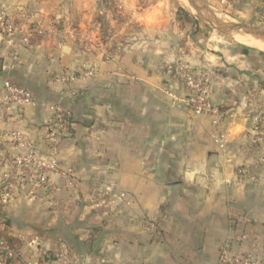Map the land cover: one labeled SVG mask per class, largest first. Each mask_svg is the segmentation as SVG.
I'll list each match as a JSON object with an SVG mask.
<instances>
[{
    "label": "crops",
    "instance_id": "crops-1",
    "mask_svg": "<svg viewBox=\"0 0 264 264\" xmlns=\"http://www.w3.org/2000/svg\"><path fill=\"white\" fill-rule=\"evenodd\" d=\"M204 1L264 29V0H233L226 7L218 0ZM0 14L13 19L21 31L37 15L64 34L59 41L50 35L40 37L19 56L5 42L0 44V92L11 80L29 88L38 102L26 108L24 121L13 126L43 156L47 106L60 103L72 109L74 123L62 141L61 166L83 180L84 190L100 178L128 191L133 200L131 208L112 219L94 216L93 225L104 230L89 233L83 195L77 199L63 192L56 206L48 208L41 194L30 195L29 183L17 180L23 172L19 166L0 164V239L20 252L2 264L41 263V254L25 244L30 238L51 255L46 264H64V249L83 258L70 264H97L100 258L107 259L106 264H222L223 250L253 248L255 257L264 261V163H257L262 148L246 143L252 115L242 113L243 95L223 85L212 98L222 110L218 123L190 110L186 104L190 91L179 82L176 70L183 28L174 26L165 36L157 18L145 16L143 35L135 33L140 37L118 44L115 61L99 57L95 77L55 85L52 77L62 69L66 72L75 58L68 6L59 9L56 0H0ZM194 49L193 63L220 62L217 56H198L200 49ZM230 58L240 60L242 55ZM250 72L260 77L255 70ZM262 85L251 89L261 95L255 102L257 111L264 109ZM216 130L229 134L224 147L212 137ZM8 154H14L12 144L0 132V160ZM242 168L249 173L238 175ZM10 178L16 179L17 188L5 197L3 186ZM148 217L159 231L145 228ZM101 236V250L94 253L92 243Z\"/></svg>",
    "mask_w": 264,
    "mask_h": 264
},
{
    "label": "rangeland",
    "instance_id": "rangeland-1",
    "mask_svg": "<svg viewBox=\"0 0 264 264\" xmlns=\"http://www.w3.org/2000/svg\"><path fill=\"white\" fill-rule=\"evenodd\" d=\"M56 1L59 9L68 6L69 11H71L72 23L69 27L73 34L72 40L75 58L72 63V67H69L66 72L63 73L62 69V72L60 71L56 76L52 77L51 82L55 85H65L72 83L77 79L95 77L97 71L93 67L96 66L99 57L100 59L103 58L106 61H115L117 55V45L124 43L132 36L133 38H136V36L139 38L140 36L137 34L134 36L135 33H142L143 35V25H141V21L144 20L145 16L149 17V20H153L156 17L157 26L159 27L161 25L159 30H163L165 36H169V34H171L174 26H178L180 29L183 28L181 29L183 30V37L178 41L183 44V46L179 49V57L176 59L177 78L179 82L185 86L182 79L181 67L189 66L194 69L206 68L211 72L213 77V93L211 102L213 96L217 92V89L221 85L228 88L231 92L234 90L236 92L235 94L238 96L240 94L243 95L242 101L245 104V109L242 113L243 115L246 113V115H252L250 116V126L247 132L246 143L255 144L253 143V138H257L259 136L264 137V131L260 133L253 132L255 120L257 121L256 118H259V120L264 118V109L261 111L255 110V102L259 101L261 95H258L255 90L252 91L257 83L261 85L264 84V49L261 48L258 43H252L253 41L251 38H248V40H242V34L239 32L229 34L213 30L203 22L196 19V17L190 13V11H188V9H186L179 0ZM218 2L220 3L219 0ZM208 4L221 15H227L233 18L226 10H220L221 7L216 8L217 6H214L211 3ZM10 20L15 22L11 18ZM16 27L15 43H6L7 47L15 56H19V52L23 50L25 46L45 35L57 37L58 41L64 39V34L62 33V30H60L59 26H55L53 23L45 25L37 15H33L29 18V27L27 30L21 31L17 25ZM138 38L136 41H139ZM157 39L161 40L159 36ZM239 42L249 46L243 45ZM193 49H200L198 50V52H200L198 53V56H217V58L219 57L220 62L216 63L211 59H203L201 63L195 64L191 59V56H193L191 51ZM235 53H240L242 58H239L240 60L230 58L233 55L235 56ZM228 56H230L229 59ZM253 70H255V75H260L259 78H256V76L252 77V72L248 73ZM53 104L70 110L73 114L72 123H74V113L72 109L63 106L60 103ZM218 108L221 110V107ZM221 114L222 112L220 113V118L222 116ZM50 117L49 120L51 119ZM212 119L214 118L212 117ZM71 128L72 126L69 128V131ZM225 133L228 138L229 134L227 132ZM255 145L261 147L263 150L264 145ZM61 148L63 152L62 142ZM259 158L257 163H264V161H260ZM56 176L59 178L58 181L50 176L51 185L48 187L36 186L35 183L32 182V179L30 180L29 178L25 179L24 182L29 183L30 195L36 196L41 194L39 197H42L43 202L48 206V208H54L56 206L55 204L63 192H69L72 197L77 199H80L81 195H83L87 203H85L82 208L83 211L85 210L84 212L90 216L89 221H87L88 227L86 228L89 233L93 232L94 229L97 230L95 231L96 234H99L98 232H103L104 230L101 229V226L97 229L96 226L93 225L96 220L94 216L98 215L103 218L111 217L112 219L114 214L117 215L119 213H124L127 211V208H131V206H133V200L129 196L128 191L119 189L111 183L103 182L100 178L92 180L90 182V189L87 191L86 189H82L83 180L75 176V174L73 176H68L67 178L61 176L60 174H56ZM254 177V180H256L255 175ZM6 184L8 183L6 182L4 184L2 193L5 197H10L17 188V183L15 180L14 183H12L13 187H7ZM108 186L113 188V194L116 192H125L130 199V203L125 202L123 199H120L113 194H108ZM6 193H10V196H7ZM112 221L113 220H111V223ZM100 223L103 225L106 224L104 220ZM143 223L147 230L159 231L156 222L150 217L144 219ZM32 240L34 239L30 238L25 240L26 246L41 254L42 264L49 263L52 259L51 255L46 251H42L38 247L37 242L32 243ZM102 241V236L100 239L93 241L92 244L96 250L94 253H98L99 250H101L100 247L102 246ZM61 252L63 251H60V254ZM66 252L67 251L64 249L63 258L67 259V261H62L64 264H70L71 262L79 263V261L83 259L76 254ZM17 253V257H19L20 252L17 251ZM39 253L36 255L39 256ZM96 260H98L97 264H106L105 262H108L107 259H104L105 262L102 261L103 259L101 258ZM41 263L38 261H28L26 264Z\"/></svg>",
    "mask_w": 264,
    "mask_h": 264
},
{
    "label": "built area",
    "instance_id": "built-area-1",
    "mask_svg": "<svg viewBox=\"0 0 264 264\" xmlns=\"http://www.w3.org/2000/svg\"><path fill=\"white\" fill-rule=\"evenodd\" d=\"M223 6H228L233 0H219ZM16 24L4 14H0V44L2 42L12 44L15 43ZM181 74L186 88L190 91L186 104L195 115L212 116L215 123L220 120L221 110L211 102L213 93V77L206 68L194 69L189 66L181 67ZM38 102L33 96L31 90L26 86L6 80L3 90L0 92V132L12 144L14 154L2 156L1 165H15L22 169V174L17 180L24 182L25 179H32L36 186L48 187L50 184L51 174H60L63 177L73 176L74 172L71 168H63L61 166V142L67 135L69 128L72 126L73 114L70 110L64 109L59 105H48L47 108L51 113V119L47 124V134L45 138V151L43 156L37 154L36 148L33 147L23 132L13 125L17 122L25 120L26 108L37 106ZM253 127L254 133L264 131V118H256ZM2 124V125H1ZM213 139L224 147L227 140V134L219 131L212 132ZM253 143L260 146L264 145V137L259 136L253 138ZM264 161V146L262 155L259 158ZM249 173V169L242 168L237 171L238 175ZM255 179L254 176H252ZM16 179H9L7 187H13ZM108 194H113V188L107 187ZM10 196V193H6ZM114 196L130 203V199L125 192H116ZM36 243V240H32ZM257 249L253 248L251 252L240 251L229 253L223 250L220 255L222 264H264V261L255 257ZM17 251L10 245L7 240L0 239V264L3 260H11L16 258Z\"/></svg>",
    "mask_w": 264,
    "mask_h": 264
},
{
    "label": "water",
    "instance_id": "water-1",
    "mask_svg": "<svg viewBox=\"0 0 264 264\" xmlns=\"http://www.w3.org/2000/svg\"><path fill=\"white\" fill-rule=\"evenodd\" d=\"M196 19L203 22L215 31L222 33L246 32L256 40L264 43V30L251 24L241 22L227 15H221L204 0H179Z\"/></svg>",
    "mask_w": 264,
    "mask_h": 264
},
{
    "label": "bare ground",
    "instance_id": "bare-ground-1",
    "mask_svg": "<svg viewBox=\"0 0 264 264\" xmlns=\"http://www.w3.org/2000/svg\"><path fill=\"white\" fill-rule=\"evenodd\" d=\"M183 1H184L186 4H188L186 0H183ZM239 33L242 34V37H241L242 40H248V38L250 37L253 41L259 43V45L261 46V48L264 49V43H262V42L256 40V39L253 38L250 34H248V33H246V32H239ZM248 36H249V37H248ZM251 42H252V41H251ZM249 43H250V42H249ZM252 43H254V42H252Z\"/></svg>",
    "mask_w": 264,
    "mask_h": 264
}]
</instances>
